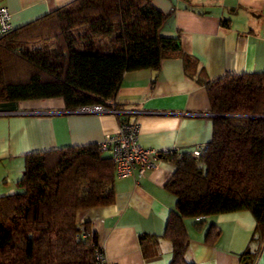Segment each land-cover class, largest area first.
Listing matches in <instances>:
<instances>
[{
  "label": "trees",
  "instance_id": "16d2710c",
  "mask_svg": "<svg viewBox=\"0 0 264 264\" xmlns=\"http://www.w3.org/2000/svg\"><path fill=\"white\" fill-rule=\"evenodd\" d=\"M166 20L152 0H75L15 29L0 44V105L61 98L68 112L117 110L126 73L159 72L172 57L190 70L180 38L160 33ZM202 84L213 138L201 159L187 152L174 159L166 189L177 203L162 236L172 246L169 264H194L186 259L188 219L249 211L264 241V73ZM24 160L18 191L0 196V264H95L96 238L89 223L77 224V213L114 204L110 157L91 144ZM220 236L211 226L205 241L213 246ZM151 238L141 235V245ZM254 257L247 250L241 264H253Z\"/></svg>",
  "mask_w": 264,
  "mask_h": 264
},
{
  "label": "crops",
  "instance_id": "0c3cea01",
  "mask_svg": "<svg viewBox=\"0 0 264 264\" xmlns=\"http://www.w3.org/2000/svg\"><path fill=\"white\" fill-rule=\"evenodd\" d=\"M75 0H2L14 30L35 22ZM167 15L166 38H180L190 57L162 61L159 72L126 73L114 103L118 115L68 112L61 98L0 105V196L18 191L24 157L70 147L101 144L116 134L119 120L140 127L145 148L190 151L213 138V115L202 84L227 75L264 73V0H152ZM189 73V74H188ZM110 110V111H109ZM120 118V119H119ZM176 171L174 159L162 157L143 177L116 179L115 202L77 213L89 223L96 244L111 264H169L172 246L162 236L177 199L166 186ZM187 261L194 264H241L258 247L256 220L249 211L188 219ZM199 225L200 229L196 228ZM211 226L221 231L215 245L205 241ZM153 238L141 245L140 236ZM253 264H264V252Z\"/></svg>",
  "mask_w": 264,
  "mask_h": 264
},
{
  "label": "built area",
  "instance_id": "2783aa9c",
  "mask_svg": "<svg viewBox=\"0 0 264 264\" xmlns=\"http://www.w3.org/2000/svg\"><path fill=\"white\" fill-rule=\"evenodd\" d=\"M0 0V44L3 39L14 31L12 23V14L9 9L2 4ZM110 111V110H109ZM118 115L114 109L111 110ZM81 113H104L108 109L102 106H92L81 108ZM140 127L137 123H129L125 120H119V129L116 134L108 135L100 144L101 150L110 157L116 179H127L143 177L148 171L156 168L157 162L162 157L170 159H179L185 153L177 148H145L139 143ZM207 151V146L196 147L193 150L186 151L194 159H201ZM85 239V235H81ZM264 252V241L259 240L258 247L254 251L255 256H260ZM95 264H111L106 259L103 250L100 247L95 248Z\"/></svg>",
  "mask_w": 264,
  "mask_h": 264
}]
</instances>
